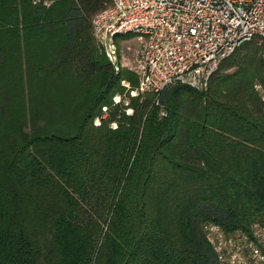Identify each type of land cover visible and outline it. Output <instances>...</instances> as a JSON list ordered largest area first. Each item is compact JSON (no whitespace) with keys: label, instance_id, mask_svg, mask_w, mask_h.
<instances>
[{"label":"trees","instance_id":"16d2710c","mask_svg":"<svg viewBox=\"0 0 264 264\" xmlns=\"http://www.w3.org/2000/svg\"><path fill=\"white\" fill-rule=\"evenodd\" d=\"M108 4L0 0V264H214L204 222L264 225V41L114 101Z\"/></svg>","mask_w":264,"mask_h":264},{"label":"built area","instance_id":"2783aa9c","mask_svg":"<svg viewBox=\"0 0 264 264\" xmlns=\"http://www.w3.org/2000/svg\"><path fill=\"white\" fill-rule=\"evenodd\" d=\"M91 30L114 70V35L131 33L138 40L131 96H156L177 81L204 90L234 48L252 39L264 41V0H109L92 16ZM201 232L214 264H264V225L224 230L206 221Z\"/></svg>","mask_w":264,"mask_h":264},{"label":"rangeland","instance_id":"374dc122","mask_svg":"<svg viewBox=\"0 0 264 264\" xmlns=\"http://www.w3.org/2000/svg\"><path fill=\"white\" fill-rule=\"evenodd\" d=\"M96 35V34H95ZM95 37V36H94ZM95 40L97 41L98 44V50L104 54V56L107 59V56L105 55V46L101 42V40L98 38V34L95 37ZM256 42H260L258 40H255ZM115 42V48H116V65H117V70H114L113 67L112 69L114 72L118 71L120 68L121 69H128L133 72L132 66L135 64V61L138 57V51H139V42L136 40L134 36H131L130 38H117L114 40ZM108 60V59H107ZM109 62V61H108ZM111 65V63L109 62ZM134 73V72H133ZM135 75V74H134ZM136 78V76H135ZM120 84L123 85L124 89L122 90V94H114L113 95V100L115 98V101L121 98V100L124 103H127L128 101V96H131V89L129 88V82L125 79H122L120 81ZM127 84V86H125ZM129 111V109H127Z\"/></svg>","mask_w":264,"mask_h":264}]
</instances>
